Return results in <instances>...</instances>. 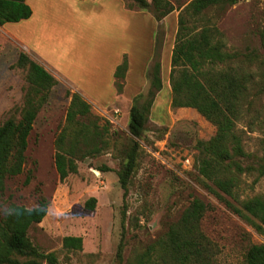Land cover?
Masks as SVG:
<instances>
[{"label": "rangeland", "instance_id": "obj_1", "mask_svg": "<svg viewBox=\"0 0 264 264\" xmlns=\"http://www.w3.org/2000/svg\"><path fill=\"white\" fill-rule=\"evenodd\" d=\"M168 1L176 10L160 21L130 0H101L92 5L84 0L38 1L31 20L0 27V124L9 117H20L24 72L15 67L20 53L43 66L58 82L28 137L23 172L5 180L0 214L8 212L11 205L32 209L44 199L46 215L29 228L27 235L39 251L54 253L58 264H131L164 235L195 198L208 206L201 229L217 246V264H242L250 245L264 244V235L257 234L209 192L199 176L195 142L208 141L216 128L194 109L170 107L168 79L155 97L138 140L137 167L123 196L117 173L122 151L129 145L127 126L133 97L127 100L117 93L114 97L110 67L120 63L123 55L132 56L133 69L144 68V85L139 93L146 94L153 61L161 63L163 46H173L177 10L191 0ZM123 4L145 14L150 24L131 20L133 31L129 34L128 19L125 23L115 13ZM203 18L189 20L188 25L198 31L205 24H213L223 36L225 51L239 55L241 61L235 65L257 82L250 91V106L237 124L244 151L249 155L243 164L254 165L264 160V81L260 79V73H264V0H241L233 6L213 8ZM171 27V43L165 44ZM11 34L22 39L25 46ZM154 38L160 43L158 57L157 53L151 57ZM55 72L91 99L80 94L90 105L91 114L99 118L98 125L108 123L111 135L106 150L78 162L77 173L64 181L55 171L53 142L65 121L70 101L67 92L77 91ZM254 197H264V178L248 171L241 175L234 198ZM91 198L95 204L90 210L85 203ZM224 198L233 203L231 198ZM65 237L81 238L82 248H64ZM119 247L121 260L117 258Z\"/></svg>", "mask_w": 264, "mask_h": 264}, {"label": "trees", "instance_id": "obj_2", "mask_svg": "<svg viewBox=\"0 0 264 264\" xmlns=\"http://www.w3.org/2000/svg\"><path fill=\"white\" fill-rule=\"evenodd\" d=\"M129 1V0H124ZM140 10L152 13L160 21L176 9L168 0H130ZM241 0H191L177 16V30L170 55L168 83L170 107L191 108L216 128L208 141L197 140L196 169L206 183V188L257 234L264 235V197L248 200L234 198L241 175L248 171L264 178V160L244 166L249 155L245 153L237 124L250 106L249 95L257 82L250 73L235 65L238 54L227 53L223 36L213 24H205L198 31L188 21H202L205 13L213 8L233 6ZM130 9V8H128ZM26 0H0V27L18 23L31 17ZM160 50L155 41L153 56ZM158 57V53L156 55ZM15 67L24 72V96L19 119L9 117L0 124V198L5 180L20 175L26 162L28 137L36 118L48 103L57 80L43 66L20 53ZM128 58L123 55L113 73V86L122 94ZM150 87L145 95L132 98L129 110L127 149L117 173L118 182L126 195L129 181L137 167L140 145L138 140L149 120V112L156 95L162 90L161 63L155 59L150 69ZM264 81V73H260ZM264 87V85H263ZM70 101L64 124L55 136L54 167L60 181L77 173L78 162L98 155L109 146L111 137L105 126L98 125L99 118L90 112V105L78 92H67ZM103 173L102 170H97ZM29 181V177L26 183ZM224 197H229L233 203ZM95 199L85 203L93 209ZM208 206L200 199H193L177 221L170 224L162 237L137 255L131 264H217V246L203 233L201 222ZM47 212V202L27 209L11 205L8 212L0 214V264H58L54 253L39 251L29 240L28 230L40 223ZM63 247L80 250L82 239L63 238ZM122 247L117 258L121 260ZM242 264H264V244L250 245L242 257Z\"/></svg>", "mask_w": 264, "mask_h": 264}, {"label": "crops", "instance_id": "obj_3", "mask_svg": "<svg viewBox=\"0 0 264 264\" xmlns=\"http://www.w3.org/2000/svg\"><path fill=\"white\" fill-rule=\"evenodd\" d=\"M38 1H41V3H42L43 1L45 2L46 0H26V4L32 10V15H31L32 17L34 15L33 6H35V4H37L35 2H38ZM84 1H87V3H89L90 5H92V3L97 4L101 0H84ZM82 3H84V2H82ZM119 9L120 10H118V12H115V13H117L119 17H123L125 23L127 22L126 19H128L127 25H128V32H129V34H131V32L133 31L131 20L138 19L137 20V23L138 22H146V24L147 23L150 24L148 22V19L146 20V16L143 13L133 12V11L127 9L124 4L122 6H120ZM169 16H171V15H169ZM32 17H30L29 19H27V20H25L23 22H26V21L28 22L29 20L32 19ZM23 22L21 21V23H23ZM3 27H5V26H3ZM151 27H152V24H151ZM152 29H154V28H152ZM135 31H136V29H135ZM140 32H141V29H140ZM173 32H174V28H172V27L169 28V30H167V32H166L167 37H166V40H165V44L166 43L167 44L171 43V39L173 37ZM12 37L14 39H16L21 45H23V47L25 46L22 43V39H19L16 35H14V36L12 35ZM141 39H142V37H141ZM154 44H155V38H154V41H152V47H153ZM172 47H173L172 46V43H171V45H168V46L167 45H164L163 46V52H162V57H161V80H162V89H163V87L165 85V80L168 79V75H169V70H170V55H171V49H172ZM152 56L153 55L151 54V57ZM151 57L148 58L149 61H147V64L150 62ZM118 64L114 63V65L110 67V74L112 73V79H111V82H110V83H112V85H111L112 86V90H114V86H113V81H114L113 80V73H114L115 67ZM46 65L48 66V64H46ZM143 66H144V64H143ZM143 72H144V68L142 69L141 67L138 68V69H133V67H132V56H129V58H128V71H127L126 76H125V85H124V88H123V92L120 95V96H122V98L129 100L131 97H134L135 95L139 94V91L141 90L142 86L144 85V78H143L144 77V74H143ZM56 74H57L58 77H61V78L65 79V81H68V79L65 76H61L58 73H56ZM68 83L70 85H72L79 94H81L85 98L90 99L89 97H87V95L79 87L75 86L74 84L70 83L69 81H68ZM110 83L108 84L109 87H110ZM114 92H115V90H114ZM159 93H158V95H159ZM158 95L156 97H158ZM114 97L115 98L117 97L116 92H115V96ZM108 104H111V103H108Z\"/></svg>", "mask_w": 264, "mask_h": 264}, {"label": "water", "instance_id": "obj_4", "mask_svg": "<svg viewBox=\"0 0 264 264\" xmlns=\"http://www.w3.org/2000/svg\"><path fill=\"white\" fill-rule=\"evenodd\" d=\"M94 173H95L96 175H98V174H99V173H98V172H96V171H95Z\"/></svg>", "mask_w": 264, "mask_h": 264}, {"label": "bare ground", "instance_id": "obj_5", "mask_svg": "<svg viewBox=\"0 0 264 264\" xmlns=\"http://www.w3.org/2000/svg\"><path fill=\"white\" fill-rule=\"evenodd\" d=\"M167 77V76H166Z\"/></svg>", "mask_w": 264, "mask_h": 264}]
</instances>
